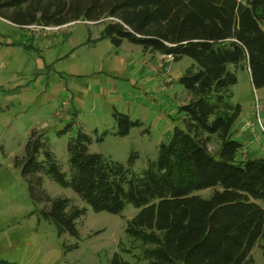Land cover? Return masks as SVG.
Here are the masks:
<instances>
[{
  "label": "trees",
  "instance_id": "trees-1",
  "mask_svg": "<svg viewBox=\"0 0 264 264\" xmlns=\"http://www.w3.org/2000/svg\"><path fill=\"white\" fill-rule=\"evenodd\" d=\"M0 19L22 28L100 23V39L114 48L128 43L172 63L192 62L177 79L186 94L179 108L183 129H173L141 175L130 172L134 154L124 166L89 153L91 138L77 131L66 144L67 177L44 134L30 132L14 165L59 236L78 240L86 210L49 197L43 177L70 189L94 213L136 209L125 235L139 241L144 264H254L251 251L264 241V158L235 160L240 144L230 128L239 106L230 103V89L236 84L231 68L238 67L254 89L264 88V0H0ZM114 119L119 138L140 126L124 114ZM212 138L215 155L206 149ZM204 190L211 193L197 194ZM110 264L130 263L114 254Z\"/></svg>",
  "mask_w": 264,
  "mask_h": 264
},
{
  "label": "rangeland",
  "instance_id": "rangeland-1",
  "mask_svg": "<svg viewBox=\"0 0 264 264\" xmlns=\"http://www.w3.org/2000/svg\"><path fill=\"white\" fill-rule=\"evenodd\" d=\"M101 37V24L69 23L61 27H16L0 19V261L12 264H110L113 255L144 264L139 241L125 235L136 209L119 215L94 213L70 189L43 177L49 197H62L84 208L77 222L79 239L59 236L34 205L15 167L31 131L43 133L48 149L68 177L66 144L77 131L91 138L89 153L99 154L141 175L157 158L159 146L174 128L183 129L179 108L186 94L177 79L192 65L186 58L144 56L123 43L114 48ZM236 84L232 105L239 106L231 140L240 144L235 160L264 158V88L254 89L243 68H231ZM140 126L122 138L114 135V114ZM218 141L206 145L215 155ZM211 190L197 192L203 197ZM77 245L76 249L67 250ZM264 264V241L251 251Z\"/></svg>",
  "mask_w": 264,
  "mask_h": 264
},
{
  "label": "crops",
  "instance_id": "crops-1",
  "mask_svg": "<svg viewBox=\"0 0 264 264\" xmlns=\"http://www.w3.org/2000/svg\"><path fill=\"white\" fill-rule=\"evenodd\" d=\"M144 56H155V57H159V58H162L163 56H160V55H157V54H143Z\"/></svg>",
  "mask_w": 264,
  "mask_h": 264
},
{
  "label": "built area",
  "instance_id": "built-area-1",
  "mask_svg": "<svg viewBox=\"0 0 264 264\" xmlns=\"http://www.w3.org/2000/svg\"><path fill=\"white\" fill-rule=\"evenodd\" d=\"M163 58H166V61H167V63H171V62H172V59H171V57H170V56L163 57Z\"/></svg>",
  "mask_w": 264,
  "mask_h": 264
}]
</instances>
